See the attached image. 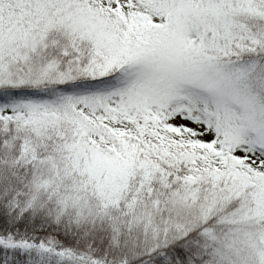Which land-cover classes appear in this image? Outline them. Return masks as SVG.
Wrapping results in <instances>:
<instances>
[{
	"label": "snow or ice",
	"instance_id": "1",
	"mask_svg": "<svg viewBox=\"0 0 264 264\" xmlns=\"http://www.w3.org/2000/svg\"><path fill=\"white\" fill-rule=\"evenodd\" d=\"M0 264H264V0H0Z\"/></svg>",
	"mask_w": 264,
	"mask_h": 264
}]
</instances>
